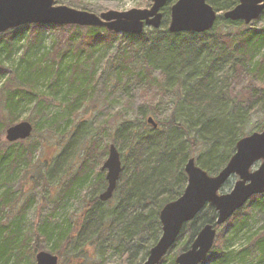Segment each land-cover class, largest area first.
I'll list each match as a JSON object with an SVG mask.
<instances>
[{"label":"trees","instance_id":"1","mask_svg":"<svg viewBox=\"0 0 264 264\" xmlns=\"http://www.w3.org/2000/svg\"><path fill=\"white\" fill-rule=\"evenodd\" d=\"M208 1L216 11L223 9L210 30L170 31L169 24L167 27L164 24L167 12L170 13L168 3L163 8V25L159 28L146 26L142 32L134 33H119L107 27L94 26H84L87 33L69 30L67 43L68 39L77 40L63 53H71L69 63L63 65V58L43 62L41 58L23 57L21 67L13 72L14 76L0 101L3 114L0 125L6 128L19 121L20 106L27 101L36 102L38 107L39 103L61 95L66 100L69 113L75 114L85 99L92 95L90 92L98 77H103L107 87L113 89L123 87L130 79L138 80L141 91L150 98H155L160 92L174 90L180 104L176 110L177 117L170 120L158 121L152 114L157 126L148 121L151 114L146 112L148 116L138 127L130 120L119 122L109 144L102 143L98 130L95 136H90L84 120L75 124L69 140L39 170L37 178H61L66 174L71 168L68 162L73 160L68 158L74 154V151L71 153L74 147L76 151L83 149V153L77 169L65 180L59 192L61 201L75 195L77 189L97 177L99 179V176L102 183L92 192L94 196L87 200L76 220L65 218L63 222H57L48 218L39 225L37 239L45 238L53 247L59 246V258L68 252L72 255L71 260L78 258L82 252L79 245L82 247L104 238L107 247L127 254L130 264L144 260L145 257L139 259L140 250L144 249L143 256L147 255L162 235L161 209L185 191L188 182L185 163L195 157L199 148L206 159L196 153L197 163L211 174L218 173L234 154L238 139L249 134L244 127L251 112L264 114V82L244 92L249 99L248 107H244L240 99L232 98L228 81L235 69L254 76L264 74V26L253 28L245 21L225 17L224 12L240 0ZM222 18L228 29L219 23ZM31 27L36 32L32 40L42 42L44 29L48 27L68 31V27L79 29L82 26L35 24ZM23 29L14 30L20 32ZM104 51L109 54L99 73L98 61ZM154 70H159L158 76L153 74ZM219 73L224 78H218ZM44 79L48 81V89L41 87ZM187 123L195 128L194 136L189 130L184 132ZM262 128L264 122L255 130ZM111 143L120 152L126 149L121 152L124 170L114 196L102 201L98 194L108 184L105 170L101 168L95 174L89 163L97 154L106 155ZM32 148L31 140L18 139L0 152V183L11 176H8L9 172L14 171L20 159L26 161V154ZM31 202L27 200L22 204L21 213L12 225H0V260L4 263L35 264L32 260L41 249L37 241L32 244L29 236L30 241L27 240L22 229L23 216ZM205 210L207 216L202 219V225L215 221L217 216L213 205L208 204ZM255 213L264 214V192L253 195L233 214L229 222L238 219L239 223L235 224L229 236L223 231L218 234L210 255L200 264H231L237 258L245 264H264V221L256 228L248 227ZM200 228L199 225L194 226L191 236L196 235ZM239 235L247 243L235 252L230 246ZM191 236L183 246L184 250L190 247ZM22 250H27L33 259L30 260ZM166 260L167 256L156 264H164ZM175 262L172 260L171 264Z\"/></svg>","mask_w":264,"mask_h":264},{"label":"rangeland","instance_id":"2","mask_svg":"<svg viewBox=\"0 0 264 264\" xmlns=\"http://www.w3.org/2000/svg\"><path fill=\"white\" fill-rule=\"evenodd\" d=\"M172 2L173 1H170L169 6ZM153 3V0H55V4L69 5L77 9H86L97 14L111 9L122 11L132 9L133 7H150ZM222 12L223 9L219 11L220 14H222ZM263 16L247 24L253 28H260L264 26ZM170 17L171 13L167 12L164 23L165 27L168 26ZM223 20V18L219 20V23L223 24L225 27L224 29H228ZM24 25L29 26L24 27V29L21 28L23 26L15 27L0 33V101L5 94L4 90L7 91L9 87L8 82L14 76L13 72L15 69L21 67L23 57L33 59L41 58L43 62L47 60L58 61L60 58H63L64 65L69 63L71 53L69 52L65 55H63V53L69 48L70 44H75V42H77L75 39H68L69 43H67L66 40L70 32L69 30L88 32V29L84 26L79 27V29L68 27V31L64 28L48 27L44 29L43 36L45 37L42 39L43 41L34 42L32 39L36 36V32L33 30V27H31V24ZM18 28L23 29V31L18 32L14 30ZM33 32L34 34L31 35ZM4 45L7 48H5ZM108 54V51L102 52V59H99L97 66L99 73L100 70L104 68V62L107 61L106 58ZM222 73L217 74L218 78H224ZM153 74L158 76L159 70H154ZM228 81L232 98L236 100L240 99V103L243 104L241 106L248 107L249 99L246 95L244 96V92L252 86H261L264 82V74L260 73L258 76H254L242 70L235 69V71L230 73ZM47 82L48 81L44 79V81L40 83L43 89H48ZM91 93L92 95L90 98L85 99L82 103V107L75 114H73V112L72 114L69 113L66 100H63L61 95H58L56 99L51 98L48 102L39 103L40 105L38 107H36L38 104L34 101L22 103L19 110V121L32 118L31 120L36 127L34 128L33 135L27 139L31 140L33 148L26 154V161L20 159V161L16 163L14 171L9 172L8 176H11L6 177L0 183V225H12V221L21 213L22 204L27 200H30V202L32 201L30 207L23 216L22 223L24 224L22 225V229L26 233L27 240H32V244L37 241L40 249H46L55 254L58 253L57 248H59V246L53 247L52 243L45 238L37 239V232L40 230L39 225L48 218H53L57 222H63L65 218L76 220V218L81 216L87 200L94 196L95 193L92 192L102 183L101 176H99V179L97 177L95 181H89L77 189L75 195H71V197L61 201L59 192L65 180L77 169L83 153V149L81 151H76L74 147L71 150V153L73 154L74 151V154L68 158L69 160L71 158L73 160L72 162H68V164H71V168L67 169L66 174L61 178H51L50 176H47V179L37 178L39 170H41L47 162H50L49 160L60 152L64 144L69 140L68 137L70 133H72L73 128H75V124L80 120H84L85 126L88 127V132L91 133L90 136H95L98 130L101 133L102 143L109 144L112 141L111 135L119 122L130 120L138 127L141 125V121L148 116V114L145 115L146 113L153 114L158 121H167L177 117L176 110L180 105L174 90L163 91L157 94L155 98L154 96L150 98L149 95H144L138 80L135 79H130L129 82L123 84V87H116L113 89L110 86L107 87L103 77H98V79L96 78L94 81L90 94ZM251 113L252 115L249 117V121L244 127L247 133L255 130L260 123L264 122V114H257L255 111ZM1 115L3 114L0 108V120L2 118ZM5 129L6 127L0 125V152L12 142L6 139ZM183 129L184 132L189 130L191 136L196 134L195 128H193L190 123H187L186 127ZM125 151L126 149L124 151L122 149L121 152ZM196 153L199 156L202 155V157L206 159V155L200 153L198 148L195 151L196 160L198 158ZM107 154H97L95 157L91 158L92 160L89 166H91L95 174L101 170L102 164L107 160ZM121 156H123V153ZM259 165L260 163L257 162L253 166V169L257 168ZM106 173L107 170L104 171L105 175ZM238 179L239 175H232L229 181L222 186L220 191L229 192L233 189ZM3 200L5 201L2 202ZM207 206L208 205L198 213L194 220L188 222L187 227H185L176 245L166 253L167 260L164 264H171V261L176 260L179 253L185 251L183 246H185L186 241L191 236L193 227H198V225L202 226V219L204 216H207V211L205 210ZM229 219L218 226L217 236L221 231L225 232L226 236H229L235 224L239 223L238 219H232L233 221L231 222H229ZM250 219L248 227L252 229L256 228L263 223L264 214L255 213ZM196 235L193 237L191 236L190 241H192ZM28 236L30 239H28ZM246 243L247 241H242V236H236L230 249H234L236 252L241 250ZM79 248L82 252L79 254L78 258L73 259L75 263L71 260L72 255L68 252L60 256L59 264H130L128 255L121 253L120 250L113 247H107V241L104 238L96 243H88L82 247L79 245ZM22 251H24V254H27V250ZM143 254L144 249H141L139 254L140 260L141 258L144 259V257H147L146 255L143 256ZM27 255L30 257V260L33 259L31 254ZM13 259L14 257H12V260ZM32 261L37 264L36 257H34ZM8 263L9 262L4 263L2 259L0 260V264ZM9 264H12V261ZM231 264L245 263L237 258L233 260Z\"/></svg>","mask_w":264,"mask_h":264},{"label":"water","instance_id":"3","mask_svg":"<svg viewBox=\"0 0 264 264\" xmlns=\"http://www.w3.org/2000/svg\"><path fill=\"white\" fill-rule=\"evenodd\" d=\"M170 0H153L151 7L129 10L111 9L97 14L69 5L55 4V0H0V33L24 24H77L84 26H107L117 32H142L146 25L162 26V8ZM171 5L169 30L201 32L215 25L218 11L208 0H174ZM264 12V0H240L224 15L247 23L259 18ZM149 122L158 125L152 115ZM6 138L10 141L26 139L33 132V123L22 120L6 128ZM107 160L102 169L107 170L108 185L101 191L100 199L108 201L118 186L123 172L121 153L114 143L109 145ZM260 163L253 169L256 163ZM188 182L185 191L175 200L167 202L161 209L162 235L150 249L147 258L139 264H156L161 261L171 247L176 245L182 229L208 204H212L217 216L214 222L204 224L191 242L192 245L178 254L177 264H200L215 244L217 226L226 222L254 194L264 192V128L249 132L237 141L236 150L225 166L217 174H210L199 166L194 157L185 164ZM239 175L229 192L220 189L232 175ZM37 264H59V255L49 250L36 254Z\"/></svg>","mask_w":264,"mask_h":264}]
</instances>
